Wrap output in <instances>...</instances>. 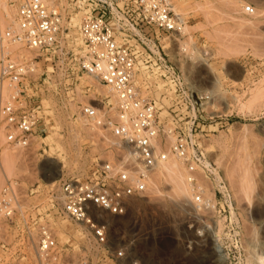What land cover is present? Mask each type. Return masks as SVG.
Segmentation results:
<instances>
[{
    "label": "rangeland",
    "instance_id": "374dc122",
    "mask_svg": "<svg viewBox=\"0 0 264 264\" xmlns=\"http://www.w3.org/2000/svg\"><path fill=\"white\" fill-rule=\"evenodd\" d=\"M171 1L180 8L186 31L170 35L147 25L136 30L146 41L133 44L137 78L148 74L145 57L153 62L159 52L176 67L185 92L181 89L171 100L157 91L162 87L158 63L150 93L163 128L177 125L167 142L197 116L193 137L217 173L196 177L212 202L197 206L191 186L189 192L176 193L158 166L147 190L130 199L126 212L108 216L109 238L113 245H125L124 264H264V0ZM248 4L253 14L244 11ZM14 12L9 0H0L1 29ZM82 85L88 86V98L109 96L112 103L109 89L94 78ZM185 94L192 98L188 107ZM201 95L196 105L193 96ZM45 104L53 109L55 123L41 126L28 146L8 145L0 135V198L12 189L24 214H38L32 207L44 204L50 179L82 178L93 162L112 159L118 148L109 131L68 120L58 99L47 97ZM221 180L226 195L215 194ZM10 228L0 215V249L13 243ZM75 239L79 247L86 243L81 236Z\"/></svg>",
    "mask_w": 264,
    "mask_h": 264
},
{
    "label": "built area",
    "instance_id": "2783aa9c",
    "mask_svg": "<svg viewBox=\"0 0 264 264\" xmlns=\"http://www.w3.org/2000/svg\"><path fill=\"white\" fill-rule=\"evenodd\" d=\"M15 12L0 28V135L6 144L26 147L41 126L54 122L47 97L60 101L68 120L109 131L117 138L112 159L93 162L86 176H61L46 183L38 214H24L12 189L0 198V215L11 228L13 243H3L0 264H124L126 247L113 245L108 216L126 212L130 199L147 190L150 173L174 156L192 184L193 202L211 205L197 173L215 177L194 139L195 118L167 142L159 106L151 95L158 66L166 97L184 88L173 64L159 52L145 57L147 76L137 78L138 54L133 44L146 41L136 32L143 25L170 35L186 21L171 0H9ZM244 11L254 13L251 4ZM152 54V52H150ZM92 77L113 95L88 98L85 78ZM183 89V93H184ZM111 95V96H112ZM184 102L191 104V95ZM196 105L201 95L193 96ZM184 115H180L183 119ZM187 123V122H186ZM187 125V124H186ZM206 176V175H205ZM216 191L227 194L223 181ZM85 244L79 247L75 237ZM79 247L78 252L76 248Z\"/></svg>",
    "mask_w": 264,
    "mask_h": 264
},
{
    "label": "bare ground",
    "instance_id": "6f19581e",
    "mask_svg": "<svg viewBox=\"0 0 264 264\" xmlns=\"http://www.w3.org/2000/svg\"><path fill=\"white\" fill-rule=\"evenodd\" d=\"M4 3H5V1H4ZM3 4V3H2ZM8 6V5H7ZM8 8V7H7ZM174 9V11H175V13L176 14H179V15H182L181 14V11H180V8H178V7H174L173 8ZM182 17V16H181ZM188 29V28H187ZM186 31V26H184V28L182 29V34L184 33ZM186 46V45H185ZM194 52V51H193ZM200 56V55H199ZM203 59V58H202ZM90 80V79H89ZM101 83V82H100ZM102 84V83H101ZM103 85V84H102ZM104 86V85H103ZM106 87V86H105ZM107 89H108V87H106ZM110 91V90H109ZM100 92V91H99ZM93 93V92H92ZM92 95V94H91ZM113 99V98H112ZM49 106V105H48ZM54 117V116H53ZM54 123H55V121H54ZM56 125V124H55ZM54 125V127H57V126H55ZM52 126V125H51ZM54 127H52V128H54ZM50 131H51V129H50ZM55 131V130H54ZM55 134H56V132H55ZM171 137H173V136H171ZM44 140V139H43ZM54 141V140H53ZM51 142V141H50ZM169 142V141H168ZM57 143V142H56ZM58 144V143H57ZM52 145V144H51ZM59 145V144H58ZM48 146H49V144H48ZM51 151V150H50ZM180 160H178L177 158H175L174 156H170L169 157V159L167 160V161H165V162H163V163H161L160 165H159V169H160V171L164 174H168V176L172 179V181H173V189H174V191L176 192V193H179V192H189V189H188V187H190L191 186V192H192V184L189 182V181H187L186 182V180L188 179V176H187V179H185L186 178V176L184 175V171H183V168L181 167V165H180ZM181 164H182V162H181ZM182 166H183V164H182ZM185 167V166H184ZM184 170H185V168H184ZM183 171V172H182ZM47 180H49V179H47ZM54 181V179H50V182H53ZM188 182H189V184H188ZM198 182V181H197ZM198 185H200L199 183H198ZM201 186V185H200ZM190 194V193H189ZM192 195H193V192H192Z\"/></svg>",
    "mask_w": 264,
    "mask_h": 264
},
{
    "label": "crops",
    "instance_id": "0c3cea01",
    "mask_svg": "<svg viewBox=\"0 0 264 264\" xmlns=\"http://www.w3.org/2000/svg\"><path fill=\"white\" fill-rule=\"evenodd\" d=\"M156 87H158V86H156ZM165 89H166V88H162V87L159 88V87H158L157 91H161L162 93H164V95H165V97H166Z\"/></svg>",
    "mask_w": 264,
    "mask_h": 264
}]
</instances>
